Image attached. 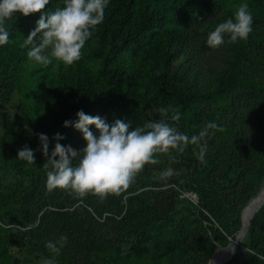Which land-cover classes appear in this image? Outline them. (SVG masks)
I'll use <instances>...</instances> for the list:
<instances>
[{
	"label": "rangeland",
	"instance_id": "1",
	"mask_svg": "<svg viewBox=\"0 0 264 264\" xmlns=\"http://www.w3.org/2000/svg\"><path fill=\"white\" fill-rule=\"evenodd\" d=\"M232 1L224 0L221 7L213 12L206 21L186 24L192 34L191 44L184 52L183 57L174 63L175 66L179 65L183 71L186 69L190 71L196 81L202 85L218 79H226L232 60L236 63L234 68L239 76L248 77L252 82L264 81V14L257 12L262 11L258 8L257 0H236L237 5L233 6L235 10L243 3H247L249 6L253 17V30L247 40L232 45L226 40L228 36L225 35V43L216 49L209 48L206 44L209 32L213 31L219 23L234 18L235 11L231 9ZM185 6L178 0H140L136 20L144 24L151 20H156L159 24L174 18L178 20L185 11ZM61 7H63V0H50L44 12H52ZM29 33L20 34L19 39L24 41ZM146 43L147 39H144L142 45ZM94 45L95 43L90 37L82 49L81 59L70 66L54 60L52 64L45 67L27 59L12 67L0 70V138L5 141L6 149L12 144H26L38 150L40 142L37 134H45L50 141L49 153H51L56 143L52 138L59 133L51 127V124L58 115L59 109L57 104L50 99V95L54 86L58 84L56 81L61 72L84 70L92 76L97 87H106L111 84L112 75L118 74L117 68H120L122 71L119 72L118 77L123 79L122 87L126 86L125 79L129 77L134 61H137L140 48L128 52L123 59L124 66H122L113 61L107 63L102 59H95L93 57ZM236 47L242 49L243 56L241 58H237L234 54ZM40 87H42V91L39 90ZM251 90H246L244 86L224 88V94L218 102L199 103L196 106L199 110L198 124L193 128L199 134L210 122L218 125L222 121L224 125L228 124L229 118L232 116L228 106L233 101L236 103L242 101V94L246 91L251 92ZM263 98L264 94H261L260 99ZM130 108L138 115V124L132 125L133 129L137 126L142 127L148 121L163 119L170 126L176 127L178 131L186 134L182 119L177 124L170 123L169 113L165 115L158 111L164 106L156 99H153L150 105L137 103ZM97 116L105 119L109 124L116 120L105 106L99 107ZM123 118L131 121L128 114L123 115ZM221 133L216 129L208 130V135L204 141H201V143L206 141L207 144L203 161L197 158L196 153L199 151L197 146L195 154L188 152L187 148L183 153L173 151L175 162L170 160L166 154H158L157 159L160 160V163L146 165L136 177L135 182L125 192H122L124 203L116 204L112 210L107 211L104 208L105 204L117 202L114 195H109L106 200L101 202L98 197L91 194L79 198L62 189L48 192L46 179L47 171L50 169L43 166L46 163V158L44 161H40L35 156V163H27V167L31 172L37 171L41 177L40 184L35 188L36 198L19 199L17 196L11 199L16 201L13 208L8 204L4 205L5 200L0 202V225L3 227L0 235H4V239L0 238V249L8 252L7 262L1 261L0 264H43V260L46 258L54 259L56 264H102L110 254H117L119 247H122L123 255L129 252L133 239L132 232L122 217L130 210L132 203L136 202L131 197L149 196L153 201L163 205L164 208H169L171 213L179 217L183 213L187 214L194 209L197 211L200 209L199 195L196 189L198 181L208 187L218 188L219 194L225 199L229 192L232 193L233 184L223 182L218 174H213L214 170L211 172L207 170L211 175L210 178L209 175H204L200 179L193 176L194 173L198 175L197 170H202L217 153L221 159H225L231 154L230 136L225 135L222 138ZM6 149L0 153V198L6 195L10 189L20 186L22 179V176L11 165ZM74 163L76 162L74 161ZM167 168H172L174 174L170 178L162 179L161 173ZM207 169H209L208 166ZM24 179L28 180V178ZM255 182L258 183V187L251 191L248 200L264 189V175L256 178ZM240 186V195H247L248 185ZM19 188L23 191L21 186ZM46 194L51 199H48ZM41 196L44 197V200L40 199ZM232 197L233 200L230 198L226 200V209L222 211V214L225 218L224 223L225 221L229 223L234 230L235 225L232 224L229 215L233 210L234 199L241 198ZM9 209L11 212H8ZM207 215L209 218L203 219V226L195 224L197 228L193 230L187 245L189 257L195 264H210L212 255L218 247L227 246L221 245V242L218 241L220 244H217L216 247L211 232L216 229L221 230L222 227L220 221L211 212H207ZM202 227H205L206 230ZM255 233L256 230L251 231L250 234L247 233L239 245L244 248L246 238L250 243ZM62 235L68 237V242L60 254L54 256L46 248V242L58 239ZM84 241L89 242V245H94L95 248L89 249L88 245L83 244ZM210 255L211 257L208 259Z\"/></svg>",
	"mask_w": 264,
	"mask_h": 264
},
{
	"label": "trees",
	"instance_id": "2",
	"mask_svg": "<svg viewBox=\"0 0 264 264\" xmlns=\"http://www.w3.org/2000/svg\"><path fill=\"white\" fill-rule=\"evenodd\" d=\"M139 1L109 0L105 18L91 36L95 43L93 57L107 63L113 61L124 66L123 59L128 52L140 48L137 61H134L132 71L125 79L126 86L122 87L123 79L118 77L119 72L122 71L120 68H117L118 74L112 75L111 84L106 87H97L95 80L87 71L61 72L56 81L58 84L54 86L50 95V99L59 109L51 127L64 137L59 141L60 144L80 151L86 146L82 133L72 126L64 127L65 121L77 120L78 111L83 110L87 115L97 116L99 107L105 106L116 120H124L123 115L128 114L131 117V124L136 126L138 115L131 110L130 106L137 103L150 105L153 99H156L163 103L164 108L169 109V117L173 110L179 109L186 135L191 138L193 135H198L193 127L198 124L199 110L196 106L199 103L218 102L224 94V88L244 86L246 90L252 89L251 92L246 91L242 94V101L239 103L233 101L228 106L229 112H232L228 124L224 125L220 121L217 125L216 130L222 132V138L225 135L230 136L229 142L232 146L229 157L221 159L217 153L202 170H197L198 175L193 174L199 179L204 175H209L210 178L211 175L208 172L214 170L213 174H218L223 182L233 184L232 193H228L229 197L225 196L223 199L218 188L208 187L198 181L196 189L200 209L198 211L194 209L187 214L183 213L180 217L171 213L169 208H164L163 205L153 201L149 196L131 197L136 202L132 203L130 210L122 217L132 232L133 239L129 252L123 255L122 247H119L117 254H110L102 263L195 264L189 257L187 249L190 236L197 228L195 224L203 226V219L209 218L207 212H211L220 221L222 227L221 230L216 229L211 232L216 247L220 244L219 242L221 245H228L232 240H236L243 226V206L245 207L256 195L248 200L251 191L258 187L256 178L264 175V98L260 99V95L264 94V81L252 82L248 77L239 76L234 68L236 66L234 60L231 61L226 79H218L206 85L197 82L195 76L191 75L187 69L183 71L179 65L175 66L174 62L183 57L191 44L192 34L186 24L206 21L221 7L224 0H178L186 5L185 11L178 20L174 18L161 24L156 20L148 21L146 24L136 20ZM256 3L259 10H262L257 12L264 14V0H257ZM234 5H237L236 0L231 3V9L236 11L233 8ZM41 14L33 13L27 17L15 14L13 19L5 22L9 31V40L7 44L0 46V70L28 59V49L20 47L23 41L19 39V35L31 32ZM144 39H147V43L142 45ZM240 42L241 40L230 43L237 45ZM234 54L237 58H241L242 49L236 47ZM39 90L42 91V87ZM128 108L129 111H127ZM169 120L170 123L177 124L176 121ZM89 127L93 132L96 131L95 126ZM25 145L12 144L6 149L5 141L0 138V153L6 149L11 165L22 176L20 186L23 191L19 188L20 186H17L0 198V202L5 200L4 205L8 204L12 208L16 201L11 199L17 196L19 199H35L36 185L41 182L37 171L31 172L27 162L17 158L18 151ZM27 146L34 151V155L40 161L45 160L41 151ZM187 150L195 154L197 147L189 144ZM243 184L248 185V194L245 196L240 195V185ZM46 196L51 199L49 195L46 194ZM114 196L117 202L112 203L113 205L105 204L106 211L112 210L116 204L124 203L122 193ZM232 196L241 198L234 199L233 210L229 215L232 224L235 225L234 230L229 223L226 221L224 223L225 218L222 214V211L226 209V200L228 198L233 200ZM40 199L44 200V197L41 196ZM258 209L247 232L250 234L251 231L256 230L252 241L248 243L246 238L244 242L246 249L241 245L238 246L239 249L235 255L224 264H264V260L250 254L255 252L264 256V205ZM10 210L8 212H11ZM202 228L206 230L205 227ZM2 229L0 225V231ZM0 238L4 239V235H0ZM83 244L88 245L89 249L95 248L87 241ZM210 257L211 255L208 259ZM7 258L8 252L0 249V262H7Z\"/></svg>",
	"mask_w": 264,
	"mask_h": 264
},
{
	"label": "clouds",
	"instance_id": "3",
	"mask_svg": "<svg viewBox=\"0 0 264 264\" xmlns=\"http://www.w3.org/2000/svg\"><path fill=\"white\" fill-rule=\"evenodd\" d=\"M49 3L50 0H0V46L9 40V31L5 26L7 20L13 19L15 14L27 17L42 13L36 27L20 47L28 49L29 60L42 66L47 67L54 60L70 66L81 59L86 41L103 22L109 0H63V7L44 12ZM252 25L249 6L243 3L237 7L234 18L219 23L208 33L206 44L216 49L225 43V35L231 43L245 41L253 30ZM158 111L167 115L169 109L160 108ZM76 116L75 122L65 121L64 127L72 126L82 133L86 146L80 151L60 144L64 137L57 133L52 138L56 143L49 153V138L45 134H37L40 142L38 150L46 158L43 166L50 169L47 171L46 189L48 192L66 190L79 198L91 194L101 202L109 195L125 192L146 165L160 163L158 154H166L175 162L173 151L183 153L191 144L199 148L196 155L203 161L207 144L201 141H204L209 129H217V124L210 122L198 135L189 138L163 119L148 121L142 127L133 129L131 121L127 120L117 119L109 124L100 116L87 115L83 110L78 111ZM180 119L177 108L173 110L171 120L178 122ZM89 126H95L96 131L90 130ZM17 158L29 164L35 163L34 151L27 145L18 151ZM173 174V169L167 168L162 171L161 178L167 179ZM67 242L68 237L62 235L58 239L48 240L45 246L54 256H58ZM250 254L264 260V256L255 252ZM43 264L56 262L46 258Z\"/></svg>",
	"mask_w": 264,
	"mask_h": 264
},
{
	"label": "bare ground",
	"instance_id": "4",
	"mask_svg": "<svg viewBox=\"0 0 264 264\" xmlns=\"http://www.w3.org/2000/svg\"><path fill=\"white\" fill-rule=\"evenodd\" d=\"M264 205V189L258 193L251 201L244 207L242 218L243 226L238 232L237 239L234 240L227 246H219L218 249L214 252V256L210 261V264H224L229 261L236 253L240 242L246 236L250 223L261 206Z\"/></svg>",
	"mask_w": 264,
	"mask_h": 264
},
{
	"label": "water",
	"instance_id": "5",
	"mask_svg": "<svg viewBox=\"0 0 264 264\" xmlns=\"http://www.w3.org/2000/svg\"><path fill=\"white\" fill-rule=\"evenodd\" d=\"M248 203V202H247ZM247 205V204H246ZM246 205H245V207H246ZM244 208V207H243ZM243 212V211H242ZM245 249H246V247H244ZM213 256H214V253H213V255H212V258H213ZM212 258H211V260H212Z\"/></svg>",
	"mask_w": 264,
	"mask_h": 264
}]
</instances>
